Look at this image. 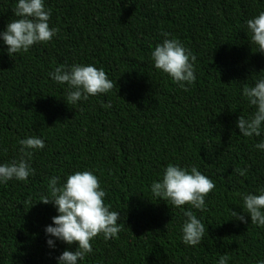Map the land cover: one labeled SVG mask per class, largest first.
Instances as JSON below:
<instances>
[{
    "label": "trees",
    "instance_id": "1",
    "mask_svg": "<svg viewBox=\"0 0 264 264\" xmlns=\"http://www.w3.org/2000/svg\"><path fill=\"white\" fill-rule=\"evenodd\" d=\"M44 2L50 28L59 29L50 42L10 56L0 36V165L19 161L22 139L45 143L33 151L27 181L0 182V264H59L65 250H78L46 233L59 213L40 203L51 199V178L62 186L77 171L97 176L105 205L124 225L118 238H94L78 264H218L222 255L227 264L264 261V227L251 223L237 195L264 192V150L255 147L264 125L250 138L237 127L256 111L243 87L264 78V53L247 27L264 0ZM17 3L0 0V33L18 19ZM165 39L196 57L187 91L154 66L152 53ZM77 64L104 69L115 87L68 105V85L49 73ZM169 164L196 167L215 183L203 211L152 193ZM186 210L205 225L197 246L182 239Z\"/></svg>",
    "mask_w": 264,
    "mask_h": 264
},
{
    "label": "clouds",
    "instance_id": "2",
    "mask_svg": "<svg viewBox=\"0 0 264 264\" xmlns=\"http://www.w3.org/2000/svg\"><path fill=\"white\" fill-rule=\"evenodd\" d=\"M14 15L18 18L8 23L6 31L0 33L3 42L8 46L9 55L28 52L37 43H48L59 32L58 28H50L51 10L46 9L44 0H18L14 8ZM251 32V41L258 46L259 52L264 53V12L247 21ZM167 37L168 33H163ZM154 66L157 70L169 75L185 91V84L191 85L196 81V57L183 47L177 39H165L157 45L152 53ZM50 77L61 85H68L67 104L78 101H87L90 96H97L110 92L115 84L108 78L104 69L92 65H73L66 68L60 65ZM243 96L255 107L256 111L251 118L240 116L237 127L244 137H260L264 125V78L255 82L254 86L245 85ZM110 107L109 105H105ZM21 157L0 165V182L12 179L27 181L35 170L31 168L29 160L34 150L43 149L45 143L41 138L28 137L19 141ZM264 150V141L255 145ZM32 150V151H30ZM241 176L243 170H238ZM49 196H42L41 202L45 205L54 204L58 215L53 217L54 227L49 225L46 233L68 245L78 244L75 252L65 250L58 258L59 264H78L86 254L93 251L92 241L103 234L105 240L118 238L124 225L118 223L121 216L116 211H110V206L104 203L106 192L101 188L100 181L91 171H77L67 177L66 183L59 184V177L49 181ZM216 185L196 167L182 169L169 164L161 182H153L152 193L164 201L170 202L176 208L190 205L192 208L203 211L206 207L205 198L214 191ZM242 195L246 214L250 215L251 223L264 227V192L259 195ZM187 218L182 228L185 245L197 246L202 242L205 234V225L191 210L184 211ZM232 215L239 221L247 224L245 215L232 211ZM54 247L53 239L47 241ZM230 257L222 255L218 264H227ZM259 264H264L260 261Z\"/></svg>",
    "mask_w": 264,
    "mask_h": 264
}]
</instances>
